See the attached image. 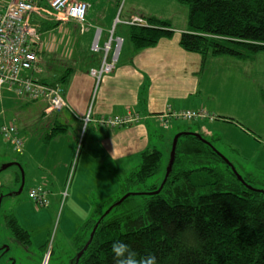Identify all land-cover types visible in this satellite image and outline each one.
<instances>
[{
	"label": "crops",
	"instance_id": "crops-1",
	"mask_svg": "<svg viewBox=\"0 0 264 264\" xmlns=\"http://www.w3.org/2000/svg\"><path fill=\"white\" fill-rule=\"evenodd\" d=\"M102 1L105 2L106 9L100 13L96 22L88 19L93 10L92 3H89L86 23L82 27L73 21L59 24L48 14L47 0H32L37 11L31 16L30 27L38 38L37 41H35L36 37L33 39L32 48L37 52L39 61L33 71L23 74V78L32 77L33 80L42 84L60 85L58 84L60 78L68 70H72L68 81L61 84L65 89L66 106L60 111H51L47 99L33 100L26 94L22 97L19 96L28 106L27 114L32 123L34 122L36 125L37 120L46 121L44 133L46 136L57 124L65 125L71 129V124L75 122L74 127H78L80 131L84 121L87 122L89 119L86 135L88 137L91 134L92 139L85 153L88 162L94 155L93 147L99 145L102 147L101 152H105V156L99 158L103 165H105L104 158L112 161L113 155L115 158L127 160L130 163V168L138 169L144 152L159 150L164 157L166 155L169 157L173 139L177 135L195 133L214 145L224 156H228L229 153L232 156L230 161L234 163L232 165L238 172L237 167H240L244 173L243 176L256 177L257 174H264V145L262 143L264 138L261 136L264 135V129L259 125V120L264 119V97H259V92L264 90V61H248L228 57L208 58L203 61L200 55L182 49L180 46L181 34L179 39L175 37L179 33L174 34L171 39H162L155 47L136 52L130 41L131 25H128L127 22L137 17L148 20L150 17L156 16L143 12L135 4L136 1H131L134 5L125 7L126 11H123L125 16L123 15L121 20L116 19L115 9L119 2L117 0ZM57 23L59 26L53 29V25ZM115 23H120L124 28H128L129 44L127 47L126 41L121 39L123 35L116 29L117 26L115 32L113 30ZM41 25L47 26L48 30L40 31L43 27ZM48 26L51 28L49 29ZM58 28L65 31L62 32V35L56 32V41L49 43L45 38H50L53 31L59 30ZM99 30L101 31L98 42L99 49L95 50L93 45ZM180 31L189 32V26ZM111 35L114 39L108 53L109 58L113 57L116 49V39L122 41L118 62L115 71L102 77L98 89H96V81L91 76V71L100 70L102 67L106 54L105 46L112 39ZM63 45L75 47V49L83 48L85 53L90 54L85 57V59L88 58V61H66L69 66H66L65 69L51 70L50 63L53 64V61H48L47 52H43V50H56L57 54H63ZM55 56L58 55L51 54V57ZM68 56H71V53ZM71 57H74V54ZM4 92L8 93L9 91H3L2 94ZM95 93L96 98L92 106ZM198 110H203L214 116L215 121L198 119L191 123L169 119L167 124L162 121L168 112ZM125 117L135 118V122L116 128L102 126L99 123L104 119ZM30 122H18L17 127L24 148L22 153L15 152L22 158L16 160L13 156L11 161L21 162L20 167L26 169L30 189L41 185L44 182L42 177L52 183L50 189L47 190L50 204L49 213L56 212L60 207L63 178L68 169L66 167L70 164L74 146L72 144L67 152H55L51 159L37 158L35 153L39 151V148L37 149L39 143L34 144V127L31 128ZM0 138L2 140V137ZM4 144L14 153L11 143L5 141ZM114 145L115 149L107 152V149ZM42 146L43 144L40 145L41 148ZM82 155L83 153L81 157ZM49 161L52 163H48ZM58 161L61 162L60 165H57ZM87 165L89 164H79L78 168L79 170L82 168L83 171L88 170ZM54 173H57V178L60 177L59 182L54 179ZM240 175L242 176V174ZM100 177L104 182H107V172H100ZM82 179L84 178L81 176L77 178L67 203V207H70L71 211L73 209L81 211L79 216L76 215L82 221L79 230L96 215V213L93 214L92 204L106 201L99 199L93 191L83 192L86 190L85 180ZM17 181L18 179L12 175V180H8L9 187H14V184H18ZM108 183L111 187L110 179ZM100 185L105 188L102 183ZM80 197H84L86 201ZM28 199L30 201V194ZM10 215L15 216L13 213H9L7 216ZM19 224L26 230L20 221Z\"/></svg>",
	"mask_w": 264,
	"mask_h": 264
},
{
	"label": "trees",
	"instance_id": "trees-1",
	"mask_svg": "<svg viewBox=\"0 0 264 264\" xmlns=\"http://www.w3.org/2000/svg\"><path fill=\"white\" fill-rule=\"evenodd\" d=\"M117 1L120 4L123 0ZM6 2L0 1V7ZM176 2L189 10L190 31L180 38L185 51L200 55L203 61L223 57L250 60L264 53V0ZM147 22L148 27L130 28L136 52L174 36L171 23L155 18ZM46 30L44 25L40 31ZM71 72L60 78L58 86L68 81ZM208 115L213 120L199 119L215 121ZM68 131L69 127L57 124L44 141L50 143ZM202 139L182 134L162 190L147 194L144 209L122 210L130 198L146 196L145 191L157 192L165 180L166 176L159 185L141 189L161 170L164 159L159 150L144 152L141 165L122 185V196L110 206L102 204L75 235L78 254L72 264H264V191L251 186L232 164H226L228 160L214 145ZM6 218L14 239L30 246V234L14 216Z\"/></svg>",
	"mask_w": 264,
	"mask_h": 264
},
{
	"label": "rangeland",
	"instance_id": "rangeland-1",
	"mask_svg": "<svg viewBox=\"0 0 264 264\" xmlns=\"http://www.w3.org/2000/svg\"><path fill=\"white\" fill-rule=\"evenodd\" d=\"M0 1L3 4L7 0ZM131 1H136L135 4H137L143 12L156 16L150 18L170 22L173 27L172 31L174 32V34L179 33L175 36L177 37V39H179L180 34L182 35L183 33H186L185 31L180 30L187 29L188 27L189 10L186 6L179 5L176 0H123L122 3L117 5L115 9L116 19L121 20L123 18V15L125 16V12L123 13V11H126L125 7L127 5H134ZM85 2L88 3V0ZM89 3H92L93 10L91 12V17L88 19H90V21L92 22H96L100 17V13L105 11L106 4L102 0H90ZM89 3L88 5L90 8ZM115 27L118 33L123 35V38L121 39L126 41L127 47V45L129 44L127 36L128 28H124L120 23H115L113 29L114 32ZM58 29L59 30L53 31V33L50 35V38H45L49 41V43H51L52 41H56V32L59 35H62V32L65 31L62 28ZM122 30H124V33H122ZM111 38L113 41V35H111ZM68 40H70L69 37ZM62 49L64 52L63 54H57L56 50H43V52H47L46 54L48 56V61H53V64L50 63V69L53 71H61L62 69H65L66 66H69L66 61H88V58L85 59L88 53H85L83 48L78 47L75 49V47H67V45H63ZM115 52L116 49L114 50L113 55H115ZM52 53L58 56L51 57ZM70 53L71 56L72 54H74V57L68 56ZM88 56H90V54H88ZM248 61H264V53L259 54L255 58H252ZM19 96L20 95L15 90L9 91L8 93L4 92L0 96V126L4 124L18 125V122L29 123L31 121L27 114L28 106L25 105L22 98H20L23 95H21L20 97ZM259 97H264V90L259 92ZM95 98L96 93L93 95L92 106L94 104ZM259 122V125H261V127L264 129V119L259 120ZM36 123L37 124L35 125V123H32L31 121L30 126L31 128L34 127V144H36V142L39 143V146L37 147V149L39 148V151L38 153H35L37 158L51 159L55 152H67L72 144L74 146L73 155L70 159V164H68V166L66 167L68 169L66 170V173L64 175L61 188L62 192H65L68 185V198L64 203L62 202V200H60V207L57 208L56 212L52 213H49L50 204L47 207H40L39 205L34 203L32 199H30L29 201L28 196L33 189L41 188L47 191L52 186V183H50V181H47L45 177H42V180H44V182L41 185L30 189L31 186L29 184L28 173L27 171H25L26 169L23 166V168L20 167L21 162L19 163L11 161V157L13 156L16 160H20L22 157L20 155L18 156L14 151V153L16 154L15 155L13 151L4 144L5 139L2 138V140H0V264H44V262H46L47 260L46 258L48 255L49 264H72L73 259L78 254L74 235L78 232V228L82 224V221H80L81 219H78L76 217V215L79 216L81 214V211H77V209H73L71 211V208L67 207V203L69 201L73 187L76 185L77 178L81 176L84 178L82 180H85L84 187L86 191L83 192H95V195L99 199L106 200L107 205L110 206L119 197L122 196V185L126 183L125 181L129 177V175L136 170L134 169V167L130 168V163L127 162V160L115 158L113 155L112 161H109L108 158H104L105 165H103V162L99 161V158L104 157L105 152H101L102 147L99 145H95L93 147L94 155L89 162L87 161V156L85 155V153L87 152V148L89 147V143L92 139L91 134H89L88 137L86 135L87 125L89 122L84 121L83 126L81 127L82 129H80V131L78 130V127H74V122L73 124H71V129H69L68 133L59 138L61 140H55L60 142L53 141L48 143V145L44 143V133L46 131L47 125L46 121L37 120ZM261 136L264 138V135ZM262 143H264V139L262 140ZM42 144L43 146L41 148L40 145ZM113 149H115V145L109 147V149H107V152H110ZM217 152L219 153L220 151L217 150ZM82 153L83 155L81 157ZM171 154L172 149L169 157L168 155L164 157L161 170L154 177L147 180L146 188L144 187V185L141 186L142 190H147L152 186L156 184L159 185L161 183L168 172L171 161ZM222 156L226 160H228V162H226L227 165L234 164L230 161L232 156L229 155V153L228 156H224V154H222ZM9 162H14L15 164ZM48 163H52V161H49ZM60 163L61 162L58 161L57 165H60ZM83 163L89 164L87 165V167H89L88 170L83 171L82 168L79 170L78 165H81ZM237 169L243 176L244 173L242 172L241 168L237 167ZM100 172H107V182H104L101 179ZM12 175L16 179H18V184L16 183L14 184V187H9L8 180H12ZM243 177L247 178L251 186H254L255 189L264 191V174H257L256 177ZM54 179L58 180L59 182L60 177L57 178V173H54ZM109 179L111 180V187L108 183ZM100 183H102L105 188H103ZM143 193H145L146 196L138 195L130 198L128 202L123 204L121 209L126 210L131 207H135L137 210L144 209L149 197L147 196V194H151V192L145 191ZM80 198L86 201L84 197ZM106 201L103 203H101V201H98L99 203L94 202L92 204V206L94 207L93 214L96 213V211L102 204H106ZM105 209L106 208H104V210ZM9 213H13L15 216H17L14 217L17 221L19 219L22 226L30 234V246H23L22 244L18 243L12 236L9 228L7 227L6 221V217Z\"/></svg>",
	"mask_w": 264,
	"mask_h": 264
},
{
	"label": "built area",
	"instance_id": "built-area-1",
	"mask_svg": "<svg viewBox=\"0 0 264 264\" xmlns=\"http://www.w3.org/2000/svg\"><path fill=\"white\" fill-rule=\"evenodd\" d=\"M48 14L58 23L73 21L79 26H84L89 11V5L79 0H47ZM37 11L32 0H9L0 7V96L3 91H17L19 95H28L33 100L47 99L51 111H60L66 104L64 100V90L61 86L48 87L33 80L30 77L23 78L25 72H31L38 64L37 52L33 50V39L37 36L30 27L32 14ZM128 25L138 27H148V22L143 18H133L127 22ZM101 31H97L93 48L98 50V42ZM111 42L105 46V57L100 70L91 71V76L96 81V89L102 77L112 74L116 69L117 57L121 48L119 39H116V52L112 58L108 53L111 50ZM199 118H211L204 112L183 111L178 113H166L162 118L164 124L169 119L192 121ZM90 120L88 119L87 122ZM135 122V118H113L99 121L102 126L112 128L123 127ZM0 137L11 143L14 149L22 152L24 143L17 127L13 124L0 126ZM264 144V143H263ZM30 198L40 207L49 206L48 192L35 188L30 192ZM68 198V185L66 191L61 193V200L64 203ZM44 264H49V255Z\"/></svg>",
	"mask_w": 264,
	"mask_h": 264
},
{
	"label": "water",
	"instance_id": "water-1",
	"mask_svg": "<svg viewBox=\"0 0 264 264\" xmlns=\"http://www.w3.org/2000/svg\"><path fill=\"white\" fill-rule=\"evenodd\" d=\"M186 134H189V133H186ZM181 136H182V134H179V135H177V136L174 138V141H173V147H172V154H171V161H170L169 169H168V172H167V174H166L165 180L163 181V184H162L161 188H160L157 192H154V193H151V194H154V195H155V194H158V193L162 190L164 184L166 183L167 178H168V176H169V174H170V172H171V170H172V166H173V164H174V160H175V152H176V148H177V143H178V140H179V138H180ZM202 140L205 141L204 139H202ZM205 142H206V141H205ZM236 174H237V173H236ZM237 176H238L239 180L243 182L242 177H241L240 175H237ZM127 197H128V196L124 197V198L119 202V204H121V203H122ZM81 255H82V253H80L79 257H80Z\"/></svg>",
	"mask_w": 264,
	"mask_h": 264
}]
</instances>
